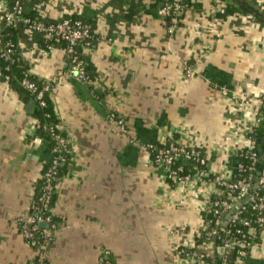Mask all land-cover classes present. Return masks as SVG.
Returning <instances> with one entry per match:
<instances>
[{"label":"crops","instance_id":"1","mask_svg":"<svg viewBox=\"0 0 264 264\" xmlns=\"http://www.w3.org/2000/svg\"><path fill=\"white\" fill-rule=\"evenodd\" d=\"M13 1L0 0V27ZM166 1L24 5L47 22L78 16L92 33L81 50L89 67L83 79L59 43L42 47L40 33L19 27L28 72L51 84L57 128L70 139L51 208L48 264H195L183 249L203 228L210 179L233 177L264 94V0H190L172 28L160 13ZM37 112L0 75V264H33L36 255L18 219L33 214L50 159ZM110 113L124 120L125 133ZM169 143L199 148L207 176L167 183L148 145ZM247 264H264V232Z\"/></svg>","mask_w":264,"mask_h":264},{"label":"built area","instance_id":"2","mask_svg":"<svg viewBox=\"0 0 264 264\" xmlns=\"http://www.w3.org/2000/svg\"><path fill=\"white\" fill-rule=\"evenodd\" d=\"M26 1L27 0L13 1L10 9L3 14L4 24L16 25L19 23ZM181 10L182 0H167L160 9V13L164 17H169L171 22L170 27L172 28L177 21L176 14ZM25 22L28 23L27 28L29 30L40 33L42 37L63 40L66 44L64 48L65 54L71 58L73 63L72 68L76 70L78 75L82 78V62L78 60L75 55V49L81 44L87 45L90 42L89 39H91L92 33L87 22L80 18H61L49 22H29L26 19ZM22 84L30 91L36 92V99H41L42 91H38L33 83L24 79ZM44 89L46 90L47 86H44ZM263 101L264 94L259 99V107ZM41 104H43V102H41ZM260 113L261 112L258 111L252 123L244 131L245 143L238 149V160L233 177L239 171L252 170V166L245 168L240 158L245 156L251 162H254L257 157L255 150H248L253 148L256 144V139L251 138L248 134L258 129L261 122ZM109 117L115 121L122 133L126 132L125 123L122 118H118L115 113H110ZM56 140L57 145L52 149V165L42 174L44 183L37 196L40 205H34L33 203V214L29 217H20L18 219L19 233L25 241L36 240L39 235L45 237L42 243L38 242L39 246L36 253L40 255V260L45 258L44 248L51 239V237L48 236L49 232L42 229V223L49 224L52 229L55 228L52 216L50 212L48 213L54 192L52 182L57 175L56 167L66 161L65 154L68 152L70 143V139L61 132L56 135ZM148 148L149 150H153V160L163 169L164 180L170 185L185 186L191 183L196 177L198 179L199 177L207 176V158L199 148L176 143H171L166 147H156L153 144H149ZM180 160L183 161L186 166L189 164L187 171L183 169V165L174 167L175 163ZM231 179L224 181L218 178L210 179L214 184V188H212L210 193L212 194L211 197L209 198L206 196L204 199V208L207 217L204 220L203 228L200 230L198 237L192 242V245L189 248L183 249V253H185L187 258L195 262V264H247V254L244 247L245 245L248 246L250 243L247 242L246 244L238 237L232 236L230 229L227 231L226 228L236 221H243V224L248 226V231L254 233L255 226H250L249 220H242L240 218V211L243 209L241 204L246 201H249L251 209L258 211L255 222H264V163L255 178V184L253 183V177L250 173H246L245 177H240L235 181H231ZM227 215H229V218L226 220L225 217ZM222 228H224V231L221 230ZM236 233H239V231L237 230ZM220 234L222 235V242L221 244H215L214 241L220 237ZM226 234H229V238L226 237ZM197 238L201 239V241L196 242ZM251 247L253 249L256 245ZM233 248L237 249L238 254L232 258L230 251Z\"/></svg>","mask_w":264,"mask_h":264},{"label":"trees","instance_id":"3","mask_svg":"<svg viewBox=\"0 0 264 264\" xmlns=\"http://www.w3.org/2000/svg\"><path fill=\"white\" fill-rule=\"evenodd\" d=\"M190 5V0H182V10L180 12H183L187 6ZM179 12V13H180ZM179 13L176 14V17L178 18ZM254 15H259L254 11ZM262 19L264 18L262 15H259ZM62 18H80L75 15H70ZM28 20L29 22H47L42 20L41 18H38V15L33 11H23L20 16V21L18 24H3V26L0 27V75L6 78L7 83L11 87V89L16 92L19 96H25L32 98L35 101V104L37 106L38 110V120H37V130L39 134L43 137V139L48 142L49 144V151H50V159L48 163L43 167L40 179L38 180V185L35 190V196H34V205H40L39 201L37 200V196L40 193V189L43 186L44 179L42 178L43 172L52 165V159H53V153L52 149L57 145L56 135L60 132L57 128V117L55 115L54 106L50 99V90H51V84L46 83L44 81L38 80L36 77L31 75L28 72V64L23 60V57L21 55V45L19 41V27H26L28 26V23L25 22V20ZM61 19V18H60ZM81 19V18H80ZM83 20V19H82ZM166 23L169 26L171 24L169 17H165ZM90 40V39H89ZM40 45L42 47L48 48L51 47L55 43H59L60 46L64 49L66 47V44L63 40H57L55 38L48 39L46 37H41L39 40ZM87 46L86 44H81L76 47L75 49V55L77 56L78 60H80L81 63V71H82V78L83 79H89V67L82 61L81 58V50L83 47ZM67 56V55H66ZM68 57V56H67ZM68 62L70 64H73L71 61V58L68 57ZM24 79H27L29 82L33 83L38 91H42L41 99H36V92L30 91L27 87H25L22 84V81ZM44 86H47V89H44ZM43 102V104H41ZM264 111V101L261 103V106L259 107V112ZM64 135V134H63ZM251 138L256 139V144L253 146V148L248 150H255L257 153V157L254 162H251L248 158L245 156L241 157V161L243 163V166L245 168H248V166H252V170L247 171H239L237 174L231 179V181H235L236 179L240 177H245L246 173H250L253 177V183L255 182V178L258 175V172L261 170V167L264 163V133L261 135L258 131H254L253 133L248 134ZM162 145L164 147L170 145ZM156 147H162L155 145ZM259 146H261V151H259ZM152 155H154L153 150H151ZM66 161L64 163H61L56 167L57 169V175L55 179L53 180V197L50 202L49 211L51 214V208L54 204L55 197H56V187L58 183L60 182L61 178L66 172V166L69 161V152H66L65 154ZM183 165V169L187 171V166L183 163V161H177L174 165V167ZM255 184V183H254ZM240 211V218L242 220H249L250 226H255L254 233H250L248 231V226L243 224V221H236L235 223H232V225L227 226V231L230 229L231 235L236 236L239 239L243 240L246 244L247 242L250 243L248 246L245 245L244 250L246 251V260L250 256L253 245H259L262 241V234L264 232V222L257 223L255 222V219L258 216V211L251 209V205L249 201L243 202L241 204ZM42 229H45L49 232L48 236H52V232L54 229L50 227L49 224H45V226H42ZM239 231V233H236V231ZM226 237L229 238V234H226ZM45 237L43 235H39L38 238L35 240L27 241L33 250L37 252L39 243H42L44 241ZM201 241V239L197 238L196 242ZM39 242V243H38ZM222 242V235L220 234V237L214 241L215 244H221ZM231 257H235L238 254V251L236 248H233L230 251ZM39 254L36 253L33 264H48L47 260L45 258L39 259ZM209 262V261H207Z\"/></svg>","mask_w":264,"mask_h":264},{"label":"water","instance_id":"4","mask_svg":"<svg viewBox=\"0 0 264 264\" xmlns=\"http://www.w3.org/2000/svg\"><path fill=\"white\" fill-rule=\"evenodd\" d=\"M259 151H261V147H259ZM228 218H229V215H227V216L225 217L226 220H227ZM42 226H45V224L42 223ZM221 230L224 231V228H222Z\"/></svg>","mask_w":264,"mask_h":264}]
</instances>
